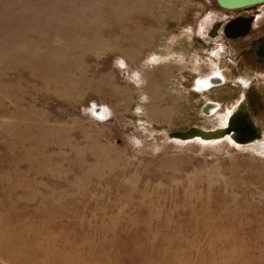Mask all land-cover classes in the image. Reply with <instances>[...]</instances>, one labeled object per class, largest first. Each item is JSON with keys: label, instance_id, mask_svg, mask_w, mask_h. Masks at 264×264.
I'll return each instance as SVG.
<instances>
[{"label": "rangeland", "instance_id": "1", "mask_svg": "<svg viewBox=\"0 0 264 264\" xmlns=\"http://www.w3.org/2000/svg\"><path fill=\"white\" fill-rule=\"evenodd\" d=\"M256 9L225 45L216 0H0V264H264V149L173 135L264 137Z\"/></svg>", "mask_w": 264, "mask_h": 264}, {"label": "flooded vegetation", "instance_id": "2", "mask_svg": "<svg viewBox=\"0 0 264 264\" xmlns=\"http://www.w3.org/2000/svg\"><path fill=\"white\" fill-rule=\"evenodd\" d=\"M216 3L218 11L220 13H223L226 17L219 19L216 18L215 21H213V25H211L212 27L208 26L207 34L209 39L214 41H223L226 45L230 44L231 41L246 38L250 34L252 28L260 27V24L257 25V19L259 17L257 15V12H259V10H257L256 7L264 5V1L244 7L228 9L221 7L217 1ZM240 10H249V14L246 15L242 13H237V11ZM240 29H243L245 31L240 32L237 35L234 34L235 30ZM246 44H248L246 50H249V55L252 57L253 62L259 66H264V33L247 38ZM227 58H229V56H227ZM241 58L243 57H239L236 60H240ZM246 61H248V59H246ZM236 62L238 63V61Z\"/></svg>", "mask_w": 264, "mask_h": 264}, {"label": "water", "instance_id": "3", "mask_svg": "<svg viewBox=\"0 0 264 264\" xmlns=\"http://www.w3.org/2000/svg\"><path fill=\"white\" fill-rule=\"evenodd\" d=\"M216 1L221 7L228 9V8L244 7L258 2H262L264 0H216ZM243 29L235 30L234 34L237 35L240 32H244L245 30ZM242 112L244 113L240 114L236 119H233L235 116L231 115L228 118L226 125H224L222 128L219 127L217 129L205 130L199 127H191L187 131L175 132L173 133V135L182 138H190L193 137V135H199L202 137L209 135V138H218V137L220 138V136L223 137L226 133H228L231 136V138H233L234 141L245 142L253 138L254 134L258 133L260 135V130L257 128L253 120L250 118L247 110H242Z\"/></svg>", "mask_w": 264, "mask_h": 264}, {"label": "bare ground", "instance_id": "4", "mask_svg": "<svg viewBox=\"0 0 264 264\" xmlns=\"http://www.w3.org/2000/svg\"><path fill=\"white\" fill-rule=\"evenodd\" d=\"M222 75V73L221 72H219V73H217V75L216 76H213L212 78H210V79H208V80H203V84L202 85H204V86H209V84L210 85H212V84H214V83H217L218 81H223L224 79L220 76V75ZM255 74H264V73H258V72H255ZM223 76V75H222ZM251 79H252V77H251ZM246 80V81H244V84H245V86H248L249 84H251V81L252 80ZM244 95H245V93H244ZM242 104V107L240 106ZM246 103H244V101H242V102H240L239 103V105L236 107V109L234 110V109H230L229 111H228V115H226V117H225V119L227 120L231 115H233V116H235L233 119H236V118H238V116L240 115V114H243L244 112H242V110H247V112H248V114H249V116H250V118L253 120V118H252V116H251V106H250V104L248 103V105H249V107L247 106V104L245 105ZM240 106V107H239ZM208 107H212V108H210V110L211 111H214L216 108H218L219 107V103L218 102H210V104H208ZM249 109H250V111H249ZM207 110H209V109H207ZM236 112V113H235ZM246 112V111H245ZM234 113H235V115H234ZM239 113V114H238ZM232 116V117H233ZM225 120V121H226ZM225 125H226V123H225ZM222 128V127H221ZM205 130H208V129H205ZM225 134V133H224ZM256 135V136H255ZM263 135V133L262 132H260V135L257 133V134H254V136H253V138H251V139H249L248 141H245V142H235L234 140H233V138H231V136L228 134V133H226L223 137H225V136H227L229 139V141L230 142H232V143H235V144H237L238 146H243V147H245V148H250V149H256V150H258V149H264V137H260V136H262ZM197 137L199 138H201L202 136H199V135H193V137H190V138H182V137H178L179 138V140H182V141H186V140H190V139H197ZM221 137V136H220ZM260 137V138H259ZM177 138V139H178ZM199 138V139H200ZM202 139H205V140H211V139H216V138H209V135H206V136H203L202 137ZM201 139V140H202ZM218 139H219V137H218ZM203 141V140H202Z\"/></svg>", "mask_w": 264, "mask_h": 264}]
</instances>
